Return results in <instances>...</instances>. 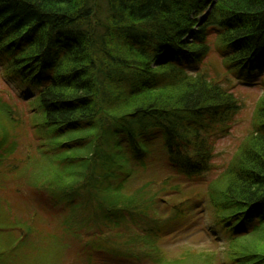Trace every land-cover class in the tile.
Masks as SVG:
<instances>
[{"label":"trees","instance_id":"trees-1","mask_svg":"<svg viewBox=\"0 0 264 264\" xmlns=\"http://www.w3.org/2000/svg\"><path fill=\"white\" fill-rule=\"evenodd\" d=\"M0 75V264H217L159 246L193 196L264 264V0H0Z\"/></svg>","mask_w":264,"mask_h":264},{"label":"rangeland","instance_id":"rangeland-1","mask_svg":"<svg viewBox=\"0 0 264 264\" xmlns=\"http://www.w3.org/2000/svg\"><path fill=\"white\" fill-rule=\"evenodd\" d=\"M0 87L13 95L19 92V89L10 84L7 86L0 75ZM236 97L241 101L242 111L238 117L231 134L220 140L216 145V159L218 165L227 164L236 149L239 147L243 136L251 124V117L255 110L256 104L262 95V91L255 87L239 85L234 91ZM202 197V196H201ZM201 197L193 196L185 203L188 217L179 225L181 228L176 235L160 241L159 246L169 254L177 255L181 250L205 252L212 255V260L218 264L219 259L223 260L225 255V245L219 238H215L211 233V217L208 206H204ZM182 229L184 231H182ZM181 231V232H180ZM109 264H141L131 260H113Z\"/></svg>","mask_w":264,"mask_h":264},{"label":"water","instance_id":"water-1","mask_svg":"<svg viewBox=\"0 0 264 264\" xmlns=\"http://www.w3.org/2000/svg\"><path fill=\"white\" fill-rule=\"evenodd\" d=\"M214 3L209 7V9L206 11V13L203 15V19L210 13Z\"/></svg>","mask_w":264,"mask_h":264}]
</instances>
